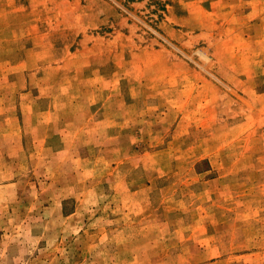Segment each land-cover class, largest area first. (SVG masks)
Segmentation results:
<instances>
[{
    "label": "rangeland",
    "instance_id": "1",
    "mask_svg": "<svg viewBox=\"0 0 264 264\" xmlns=\"http://www.w3.org/2000/svg\"><path fill=\"white\" fill-rule=\"evenodd\" d=\"M0 264H264V0H0Z\"/></svg>",
    "mask_w": 264,
    "mask_h": 264
}]
</instances>
